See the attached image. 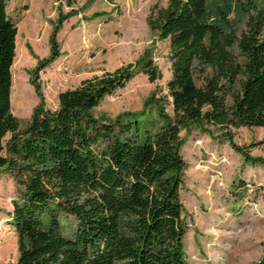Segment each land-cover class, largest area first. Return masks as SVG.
<instances>
[{"label": "trees", "instance_id": "16d2710c", "mask_svg": "<svg viewBox=\"0 0 264 264\" xmlns=\"http://www.w3.org/2000/svg\"><path fill=\"white\" fill-rule=\"evenodd\" d=\"M7 6L0 0V169L7 167L17 185L10 213L16 264H188L181 133L206 122L244 153L226 131L264 127V0L249 3L239 36L210 19L208 0L153 6L148 26L169 42L168 101L152 95L140 113L96 117L93 109L133 75L127 65L61 91L54 110L41 100L22 131L11 107L18 27ZM59 26L50 59L37 69L59 55ZM139 64L150 81L162 77L152 50Z\"/></svg>", "mask_w": 264, "mask_h": 264}, {"label": "rangeland", "instance_id": "374dc122", "mask_svg": "<svg viewBox=\"0 0 264 264\" xmlns=\"http://www.w3.org/2000/svg\"><path fill=\"white\" fill-rule=\"evenodd\" d=\"M263 0H208V13L226 33L239 36L247 27L249 3ZM167 0H8L7 13L18 27L15 67H12L11 107L26 128L41 100L58 107L61 91L82 80L132 65L133 75L106 95L93 114L110 121L123 112L140 113L154 95L167 99L171 77L168 40L150 30L153 6ZM59 26V55L50 59V36ZM152 50L162 77L150 81L139 59ZM234 52L244 59L237 46ZM198 82L200 79L198 78ZM166 99V100H165ZM231 102V100H230ZM167 111L171 110L165 102ZM148 109V108H146ZM154 111L153 108H150ZM232 141L257 161L250 162L223 137L221 128L203 122L187 132L182 155L181 198L187 223L185 255L188 264H261L264 262V127H231ZM11 137L7 133L4 142ZM241 183H245L243 187ZM17 185L7 167L0 169V264H16L18 237L10 213Z\"/></svg>", "mask_w": 264, "mask_h": 264}, {"label": "bare ground", "instance_id": "6f19581e", "mask_svg": "<svg viewBox=\"0 0 264 264\" xmlns=\"http://www.w3.org/2000/svg\"><path fill=\"white\" fill-rule=\"evenodd\" d=\"M12 67H15V63H13V66Z\"/></svg>", "mask_w": 264, "mask_h": 264}]
</instances>
